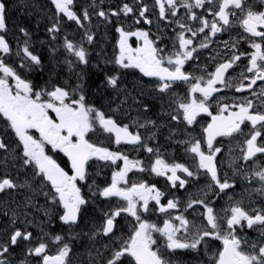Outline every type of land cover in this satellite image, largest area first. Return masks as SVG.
I'll return each instance as SVG.
<instances>
[{
	"label": "snow or ice",
	"instance_id": "1",
	"mask_svg": "<svg viewBox=\"0 0 264 264\" xmlns=\"http://www.w3.org/2000/svg\"><path fill=\"white\" fill-rule=\"evenodd\" d=\"M47 4L0 0V264H264V0Z\"/></svg>",
	"mask_w": 264,
	"mask_h": 264
},
{
	"label": "flooded vegetation",
	"instance_id": "2",
	"mask_svg": "<svg viewBox=\"0 0 264 264\" xmlns=\"http://www.w3.org/2000/svg\"><path fill=\"white\" fill-rule=\"evenodd\" d=\"M10 2V6H11V10L8 13V24H9V28L12 29L14 28V21L16 23H21L24 24L28 27H30L32 29V31L35 33V39H46V35H45V31H44V27L45 24L47 23V20L45 18L44 12L41 11L42 8H47L50 5L47 4V0H9ZM91 0H78V4L79 5H84L86 3H90ZM151 2V0H149V3ZM106 3H112V4H117L119 3V0H106ZM27 5V7H26ZM35 6V7H32ZM29 13H31V15H29ZM94 23L96 22L95 17L93 18ZM37 23H39V28L36 27ZM127 24H132V20L131 19H127L126 20ZM141 27H147L146 25H141ZM75 29V25L69 23V27H68V31L72 32ZM101 31L103 32L104 29H101ZM114 30L113 29H108L107 30V37H108V42L106 44V48L109 52V54H111V45H112V40L111 37L113 35ZM233 36L236 35V32L232 33ZM219 39L221 40H226L228 39V36L222 35L219 36ZM244 48H247V45L244 44L242 45ZM214 47V46H213ZM220 47H223V45H220ZM213 52L211 50L205 51L203 53L202 56V61H204V58L212 55ZM206 62V61H204ZM241 67H243V65H241ZM237 72H239V69H237ZM232 75H236V73H232ZM233 94L235 95H241L240 93H234V89L230 92H228L229 96H232ZM245 95H247V92L244 93ZM245 132L248 131L247 128L244 129ZM164 135H167V132L165 131ZM220 139V138H218ZM244 137H238L236 139H232L230 140L229 138H223V144H224V149H223V157H224V168L225 170H228V164H227V156H228V152L229 149L233 150V153L235 155H239V147L243 142ZM160 143L164 144L165 141L163 138L160 139ZM112 147L115 149L116 146L112 145ZM173 149L176 150L177 155L182 154L183 149L179 146H177L175 143H172L171 147L168 148V151L171 153L173 151ZM133 155H135V153H133ZM141 158L144 157V154L141 153L140 154ZM181 162H184L183 160H181ZM104 175H107L110 178V170H105V173L102 174V176L100 177V180H102L104 178ZM130 177H132V179H138V178H144V179H153L150 177H135L132 176V173L129 174ZM99 182V181H98ZM163 184V180L162 179H158V186ZM244 187H248V185L246 183H241L237 188H236V192L239 193L241 192L242 188ZM253 187H258V185H253ZM180 195L183 197L184 193L183 190H181ZM229 195H231V193H229ZM237 199H239V196L236 197ZM252 199L254 201V206H260V202L262 200H264V197H262L259 193H253L252 195ZM227 203V197H224L223 200L219 201V206H225ZM245 204H247V200H245ZM191 211V210H189ZM191 218V217H190ZM153 220L156 219L155 216L152 217ZM3 220V217L0 216V221ZM250 237H255L256 233L253 231H249L247 233ZM162 243V241H161ZM219 244V242H216V244L213 245V248H215L217 245ZM84 250L83 248L79 247V241L77 242V247H76V253L77 256L73 257V259H76L77 257L82 256ZM174 260L176 261V264H205L206 261V257L204 256L203 252L200 251H194V250H177L176 256L174 257Z\"/></svg>",
	"mask_w": 264,
	"mask_h": 264
}]
</instances>
